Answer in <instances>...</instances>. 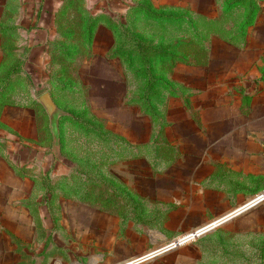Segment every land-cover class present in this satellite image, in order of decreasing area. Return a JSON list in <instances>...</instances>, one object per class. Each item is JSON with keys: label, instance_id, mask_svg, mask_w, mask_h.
<instances>
[{"label": "crops", "instance_id": "crops-1", "mask_svg": "<svg viewBox=\"0 0 264 264\" xmlns=\"http://www.w3.org/2000/svg\"><path fill=\"white\" fill-rule=\"evenodd\" d=\"M139 1L156 10L179 11L177 21H185L190 27L191 35L184 38L192 43L187 54L189 59L206 57L202 62L175 63L173 69L165 72L175 84V91L173 97L165 100L160 115L164 122L162 128L134 98L137 88L133 74L123 57L113 53L119 38L104 21L128 13ZM77 2L0 0V74L17 60H24L22 72L30 75L33 90L47 83L44 91H49L64 114L87 112L102 124L105 132L123 139L126 145L151 144L156 137L153 132L161 129L162 139L155 143L172 148L174 157L169 159L171 165L166 169L152 174L151 183L156 188L149 191L145 187L144 196L175 203L176 208L169 217L177 231H192L243 205L244 202L230 208L227 203L224 208L216 207L213 205L216 200L211 196L208 208L210 212H219L211 220L197 222L198 218L207 217L198 203L207 201L209 192L215 194V189L203 187L215 175V170L234 173L235 182L239 183L246 161L260 160L264 142V77L257 79L264 66V0H252L250 5L256 13L243 28L244 15L250 7L243 0ZM74 10L79 15L71 13ZM75 16L81 27L78 37H74L70 28ZM200 19L211 23L212 29L199 30ZM13 41L20 42L24 49H8ZM199 42L203 44L199 46ZM81 48L87 50L83 56L77 54ZM184 51L176 47L174 52L184 58L187 53ZM71 66L74 77L69 78L65 70ZM49 73L61 85L48 82ZM68 80L72 87L67 85ZM71 90L79 93V106L70 103L72 99L66 91ZM57 91L67 98L62 99V104ZM19 95L8 97L0 93V264H34L35 257L30 250H48L47 237L41 239L34 224L41 219L39 227L43 225L50 230L51 226H47L50 215L45 204L40 203L33 213L29 202L45 201L54 192L63 194V187L69 193L68 185L62 181L68 176L69 167L63 163L59 148H54L50 129H46L49 119L45 109L37 95L33 98ZM65 116L60 118L59 126L62 128L67 121L75 127ZM123 163L122 175L126 180L128 169L134 165L133 157ZM141 166L150 170L149 166ZM144 174L149 178L147 171ZM47 180L50 190L46 188ZM210 182L216 188L218 182L213 178ZM220 197L217 202L221 201ZM64 198L67 205L74 201L69 199V194ZM109 217V225L98 226L103 236L97 240L103 243V249L94 252L95 258L85 264H123L150 250H146L151 240L150 229L142 237L129 228L125 244L122 238L119 240L117 216ZM65 228L68 234L74 231L69 225ZM152 232L160 234L157 230ZM77 233L86 246L92 236L87 227H79ZM52 247L50 244L49 249ZM176 252H165L138 264H193L192 259L178 258ZM62 258L59 261L46 257L43 263L42 257L35 264H72Z\"/></svg>", "mask_w": 264, "mask_h": 264}, {"label": "rangeland", "instance_id": "rangeland-1", "mask_svg": "<svg viewBox=\"0 0 264 264\" xmlns=\"http://www.w3.org/2000/svg\"><path fill=\"white\" fill-rule=\"evenodd\" d=\"M69 1L71 3L75 2V0ZM77 1L80 2L82 0ZM71 13L79 15V11L77 10ZM178 14L179 11L156 10L146 2L139 1L138 4L131 7L128 13L118 14L115 19H112L113 16L111 17V21L115 26L112 30L118 35L119 40L120 36L117 30L121 29V32H123L124 27L122 28L119 25H125L127 30L123 33L126 32L129 36L132 33L138 35L152 46L149 47L150 50H147L146 55L145 52H142L150 62L152 73L157 77H162L164 81L162 79V82L154 83V90L151 92L152 95L150 96L148 107H145L139 101L145 79L138 74L139 62L138 57L136 58L138 50L134 47V44L132 45L128 42V46L130 47L127 49L135 51L136 56H129L130 60L128 61L123 58V62L133 74L137 88L135 90L137 96H134V98L138 100L143 111L149 114L153 121H155V124H158L160 128L164 124L160 119V115L163 113L165 100L173 97L175 91L173 88L175 84L172 80L170 81L169 74L165 72L168 69H173L175 63L178 62L191 63L193 60L194 62L206 60V57L201 58V56L193 58V60L189 59V55L187 54L190 51L192 43L184 38H188L189 34L191 35L190 27L185 21H177ZM235 18L239 19L240 17H236L235 15ZM72 19H74L72 21L73 25L70 28L73 31L74 37H78L81 27L78 26L76 16ZM106 20L107 18L104 19L105 22ZM200 20L202 21H199V30L206 31L212 29L211 23L206 24V20ZM175 39L177 41L174 42ZM181 39H183L182 42L180 41ZM78 43H74L75 46ZM202 44L199 42V46ZM22 47L23 45H20V42L13 41L10 47L7 48L10 50H23L24 47ZM176 47L187 51V53L184 51V58L175 55L174 51ZM86 52V48H81L77 54L83 56ZM19 61L23 62L22 66L20 65L10 74H7V72L0 74V93H5V96L7 94L8 97H15V94H20V97L33 98L45 92L47 83H43L42 86L33 90V83L22 72L24 69V60H17L11 66L7 67V70L15 66ZM53 63H56L55 59H53ZM72 64L74 65L73 62ZM65 74L69 78L71 76L74 77L73 67L71 66L66 69ZM263 77L264 66L262 74L257 81L263 80ZM47 81H53L56 86L61 85V82L52 73L48 74ZM66 83L72 87L71 80H68ZM178 90L180 88H177ZM66 93H70L68 94L69 99H72L70 103L73 106H77L80 99L79 93L76 94L77 91L75 90L66 91ZM57 98L61 104L63 103L61 102L62 99H67L63 96V93L60 94L59 92L57 93ZM63 106L69 108L65 103ZM69 114L61 115L59 120L62 116H68ZM59 120V152L64 159L63 163L69 167V174L62 181L65 185H68L69 193H66V187H63V194H61V191L59 193L54 192L51 196H47L45 201L29 202L33 208V213H36L38 207H35L37 203H40L42 206L45 204L46 210L50 215L47 220V226H51L50 230H47L43 225L39 227L41 219L34 224L41 239L47 237L46 241L48 244V250H30L31 255L35 257L32 259L34 264L37 259L42 257L43 263L46 257L47 259L53 257L59 261L63 257L62 259L65 262L71 261L72 264H85L86 262H90L95 258L94 252H99L103 249L101 247L103 243H99V240H97V238L103 236L98 226L102 224L109 225L110 215H112V218L113 215L118 218V226L120 227L119 240L120 238L124 241L126 240L129 228L139 235H144L142 237H146L147 229L151 231V240L146 247V250H150L143 253L141 257L127 262L125 261L126 264H136L137 262L133 263L136 259L147 256L140 260L142 261L153 256L154 253V256H158L170 251H177L176 256L178 258L192 259L193 264H247L250 255L264 241V199L251 206L255 203L254 197L262 194L264 191V142L262 143L260 160L255 163L246 161L245 172L240 171L239 174V183L235 182L236 175L234 173H230V171L227 173L224 169L215 170V175L203 183V187L209 188L210 190L215 189L216 191L215 194L209 192L208 196H206L207 201L198 203V207L201 210L204 209L203 211L207 217L205 219L198 218L197 222L211 220L212 215L219 212H210L211 210H209L207 204L211 202V196L216 200L213 203L216 207L220 206L222 208L227 203L230 204V208L244 202L243 205L192 231L181 232L177 231V227L173 226L172 219L169 217V214L171 212L173 213L176 208L175 203L144 196L146 194L144 192L145 187L149 191L156 188L155 184L151 183L154 177L152 174L166 169L171 163L169 159L171 160L174 157L172 148L155 143L162 139L161 129L153 132V135L156 133V137H153L151 144L135 146L132 144L126 145V141L117 139L118 137L115 138L116 136H100L88 131H82L73 127L67 121L61 128L59 126ZM87 124L91 128L96 126L92 122ZM46 129L49 131L48 127ZM159 156L161 159H159ZM132 157L134 165L133 168L128 169L129 177L125 180L124 175H122V167L125 166L123 162L129 161ZM75 164L82 170L80 175L74 169ZM142 164L149 166L150 170L143 169ZM145 171L150 174L149 178L144 174ZM212 178L213 181L218 182L217 186H214L216 188L210 185ZM58 184L60 185V181ZM57 188H60V186ZM68 194L69 199L74 201H69L67 205L65 202L66 198L64 197L68 196ZM218 197H220L219 200L221 199L220 202H217ZM202 206L204 207L202 208ZM232 216L235 217L228 219ZM226 219L228 220L225 221ZM36 220L38 219L36 218ZM221 220L225 222L222 221L220 223ZM67 225L74 227V231L69 232L70 234L66 232L65 226ZM84 226L87 227V231L92 235L85 243L86 246H83V241L77 233V229ZM207 227L212 229L202 234L196 233ZM154 230L159 231L161 235L157 232L153 233L152 231ZM49 231H52V233L48 235ZM187 233L190 234L184 236V240L178 239L181 241L177 243V238ZM187 236L190 237L186 238ZM173 242L176 244L175 246L172 245ZM124 243L126 244V241ZM50 244L53 246L51 249H49ZM169 245L175 248L168 250L169 248L167 246ZM179 249H182V253L179 252ZM106 252L108 253V250Z\"/></svg>", "mask_w": 264, "mask_h": 264}, {"label": "trees", "instance_id": "trees-1", "mask_svg": "<svg viewBox=\"0 0 264 264\" xmlns=\"http://www.w3.org/2000/svg\"><path fill=\"white\" fill-rule=\"evenodd\" d=\"M243 1L245 2L248 1L250 7L249 9H247V13L244 16L245 20L243 21L242 28L253 20V17L256 13V9L254 8V6L250 5V3H253L252 0H243ZM106 23L111 28L115 27L110 19H107ZM119 26L122 28L124 27V30L122 29L123 32L127 30V27H125V25H119ZM117 32L120 36V40L118 41L117 46L113 51L114 54L120 55L121 57L125 58L126 61L130 60L129 56H136L135 55L136 53H134L135 51H130L127 49L128 47H130L128 46V42L131 43L132 45L134 44V47H136V49L138 50L137 51L138 55L136 56V58L138 57V62H139L138 74L145 79V84H144L142 95L139 101H141V103L144 104L145 107H148L150 96L152 95L151 92L154 90V87H153L154 83L155 82L159 83V81L162 82L161 80L163 79L162 77H157L152 73L150 62L147 60L145 56L147 50L148 49L150 50L149 47H152V46L146 43L144 39H142L138 35H135L132 33L129 36V34H127L126 32L125 33L121 32V29H118ZM142 51L145 52V55ZM22 63L23 62L19 61L15 64V66L10 67L8 70H6L7 74H10L13 70L18 68L20 65L22 66ZM26 76L30 80V75L28 73H26ZM64 118L68 119L77 129H80L82 131H85V132L88 131V132H91L92 134L100 135V136L106 135L109 137L110 136L114 137L110 133L105 132L102 124L94 120L92 116L87 114V112L86 113L85 112H80V113L70 112V114L68 116H65ZM91 122L96 124V126L93 128L88 127L89 124L87 123H91ZM74 169L80 175V172L82 171L80 167L75 164ZM45 178L47 179L49 178L47 176V173L45 175ZM47 181L48 182H47L46 188L50 190L49 180ZM247 264H264V241L260 244L258 249L252 255H250V257L247 260Z\"/></svg>", "mask_w": 264, "mask_h": 264}, {"label": "water", "instance_id": "water-1", "mask_svg": "<svg viewBox=\"0 0 264 264\" xmlns=\"http://www.w3.org/2000/svg\"><path fill=\"white\" fill-rule=\"evenodd\" d=\"M37 100L43 106V108L45 109V111L47 113V116L49 119V129H50V132L54 138L53 145H54V148L57 150L59 148L58 120H59V117L64 114V112L60 108L57 107V105L53 101V99H52V97L48 91L41 93L37 97ZM261 195L264 196V191ZM228 219H226L225 221H227ZM225 221H223V222H225Z\"/></svg>", "mask_w": 264, "mask_h": 264}, {"label": "built area", "instance_id": "built-area-1", "mask_svg": "<svg viewBox=\"0 0 264 264\" xmlns=\"http://www.w3.org/2000/svg\"><path fill=\"white\" fill-rule=\"evenodd\" d=\"M255 198V203L254 204H252L251 206H253V205H255L256 203H258V202H260V201H262L263 199H264V196L263 195H261V194H259V195H257L256 197H254ZM250 206V207H251ZM244 207H246V206H244ZM249 208V207H248ZM247 209V208H246ZM245 209V210H246ZM196 232V231H195ZM199 232V231H198ZM198 232H196V233H198ZM188 234H190V233H187V234H185V235H183V236H181V237H179V238H177V243H179L181 240H184L185 238H183L184 236H186V235H188ZM191 236V235H190ZM190 236H187L186 238H188V237H190ZM193 237V236H192ZM196 237H198V235H196ZM183 238V239H182ZM178 239H181V240H178ZM193 240V239H192ZM176 241H174V242H176ZM190 241V240H189ZM173 242V246H175L176 244ZM187 242V241H186ZM172 243V242H171ZM172 245H169V246H167V248H169L168 250H170V249H173V248H175V247H171ZM171 247V248H170ZM153 254V253H152ZM152 254H150V255H152ZM155 254V253H154ZM154 254H153V256H151V257H149L148 259H151V258H153V257H155L154 256ZM141 257V256H140ZM145 257H147V256H145ZM145 257H142V258H140V259H136V260H134L133 261V263H135V262H137L136 264H138V263H141V262H143V261H146V260H148V259H146V260H142V261H140L141 259H143V258H145ZM123 264H126V263H123ZM130 264V263H129Z\"/></svg>", "mask_w": 264, "mask_h": 264}, {"label": "bare ground", "instance_id": "bare-ground-1", "mask_svg": "<svg viewBox=\"0 0 264 264\" xmlns=\"http://www.w3.org/2000/svg\"><path fill=\"white\" fill-rule=\"evenodd\" d=\"M222 221H224V220H221L220 223H221ZM220 223H219V224H220ZM217 225H218V224H217ZM210 229H212V228L207 227V228H205L204 230H202V231H200V232H198V233H199V234H202V233L207 232V231L210 230Z\"/></svg>", "mask_w": 264, "mask_h": 264}]
</instances>
